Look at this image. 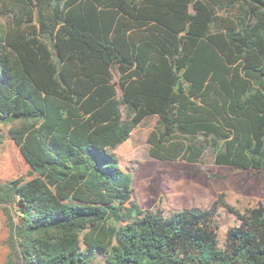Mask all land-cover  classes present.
<instances>
[{
  "label": "trees",
  "instance_id": "16d2710c",
  "mask_svg": "<svg viewBox=\"0 0 264 264\" xmlns=\"http://www.w3.org/2000/svg\"><path fill=\"white\" fill-rule=\"evenodd\" d=\"M0 14V122L34 175L0 181L22 264H264L263 205L143 210L111 152L155 117L150 158L264 172V0H0ZM219 207L239 221L222 243Z\"/></svg>",
  "mask_w": 264,
  "mask_h": 264
},
{
  "label": "rangeland",
  "instance_id": "374dc122",
  "mask_svg": "<svg viewBox=\"0 0 264 264\" xmlns=\"http://www.w3.org/2000/svg\"><path fill=\"white\" fill-rule=\"evenodd\" d=\"M5 22L6 17L0 14V29ZM122 112L126 120V110L122 108ZM155 126L156 118H147L141 125L132 127L125 143L111 151L118 158L120 168L132 176V200L141 209L154 211L160 208L167 216L193 207L208 210L220 196L241 213L258 205L264 206V172L215 165L209 152L196 164L150 158L146 139ZM7 129L0 122V181L18 178L29 181L34 175L8 136ZM215 221L220 243L231 227L239 225L237 218L222 207L218 208ZM0 264H22L1 208Z\"/></svg>",
  "mask_w": 264,
  "mask_h": 264
}]
</instances>
